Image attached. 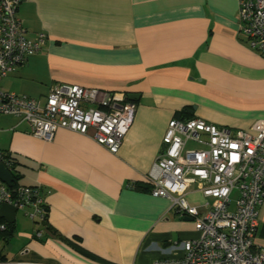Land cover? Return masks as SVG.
I'll list each match as a JSON object with an SVG mask.
<instances>
[{"label":"crops","instance_id":"obj_1","mask_svg":"<svg viewBox=\"0 0 264 264\" xmlns=\"http://www.w3.org/2000/svg\"><path fill=\"white\" fill-rule=\"evenodd\" d=\"M17 15L28 38L46 36L0 89L43 101L51 86L75 84L138 98L113 154L90 133L58 129L45 141L27 122L0 114V150L15 160L17 184L40 187L47 205L43 225L16 210L13 235L0 240L1 262L148 264L181 257V249L169 247L197 237L193 221L167 198L132 184L148 185L167 123L183 108L182 115L231 130L264 119V57L238 30L237 0H21ZM257 218L253 245L264 249V198Z\"/></svg>","mask_w":264,"mask_h":264},{"label":"built area","instance_id":"obj_2","mask_svg":"<svg viewBox=\"0 0 264 264\" xmlns=\"http://www.w3.org/2000/svg\"><path fill=\"white\" fill-rule=\"evenodd\" d=\"M20 1L0 0V81L38 52L46 36L25 35L17 15ZM237 15L247 45L264 57V0H237ZM135 112L126 93L97 87L55 84L43 101L0 89V114L27 122L35 137L49 141L58 129L90 133L112 154ZM0 164L12 169L1 150ZM145 180L149 193L167 198L179 216L193 221L198 233L170 245L181 249V257L163 255L148 264H264V249L253 245L264 198V119L255 120L249 130H231L198 117L171 118ZM197 198L198 204L193 202ZM1 203L14 206L35 224L46 220L47 205L38 186L17 184L11 189L0 181ZM34 236L40 238L42 229Z\"/></svg>","mask_w":264,"mask_h":264},{"label":"trees","instance_id":"obj_3","mask_svg":"<svg viewBox=\"0 0 264 264\" xmlns=\"http://www.w3.org/2000/svg\"><path fill=\"white\" fill-rule=\"evenodd\" d=\"M185 112H186V109L183 108L180 111H177L176 113H174L173 117L177 119H188L192 117L191 115H182V113H185ZM7 157L12 163V169H10V173L12 175L13 180H12L11 186H9L12 189L17 185V180H18L16 173H15L16 163L13 157H11L9 154L7 155ZM132 187L146 189V190H149L150 188L149 184L147 185V184H140V183H134L132 184ZM0 225H4V228L0 229V240L7 241L14 233V229H15L14 222L5 223L2 219H0ZM77 250L86 256L94 257L93 254H91L87 250H84L82 247L81 248L79 247ZM0 261H4V257H0ZM9 264H15V263H9Z\"/></svg>","mask_w":264,"mask_h":264},{"label":"water","instance_id":"obj_4","mask_svg":"<svg viewBox=\"0 0 264 264\" xmlns=\"http://www.w3.org/2000/svg\"><path fill=\"white\" fill-rule=\"evenodd\" d=\"M128 99L134 101L138 98L137 94L127 95ZM12 175L8 169H6L2 164H0V181L5 183L8 187L12 184ZM16 208L7 203L0 204V219L5 223H13L15 218Z\"/></svg>","mask_w":264,"mask_h":264},{"label":"rangeland","instance_id":"obj_5","mask_svg":"<svg viewBox=\"0 0 264 264\" xmlns=\"http://www.w3.org/2000/svg\"><path fill=\"white\" fill-rule=\"evenodd\" d=\"M189 145H190V144H188V146H189ZM194 186H195V185H194ZM234 196H235V192H233V193H232V195H231V198L233 199V198H234ZM208 199H209V200H211V198H208ZM16 214H18V215H19L20 213H16ZM36 264H38V263H36Z\"/></svg>","mask_w":264,"mask_h":264}]
</instances>
